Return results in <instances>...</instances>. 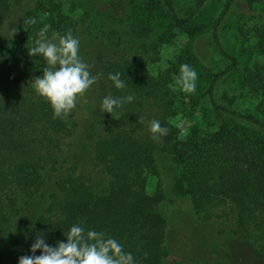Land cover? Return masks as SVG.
<instances>
[{
  "label": "trees",
  "instance_id": "16d2710c",
  "mask_svg": "<svg viewBox=\"0 0 264 264\" xmlns=\"http://www.w3.org/2000/svg\"><path fill=\"white\" fill-rule=\"evenodd\" d=\"M23 1L0 0V39L18 24L23 27L16 36L25 39L0 45V264H17L20 256L31 254L34 232H43L52 245L81 221L119 240L138 264H165L168 222L154 209L158 196L146 192V172L153 166L155 150L177 162L183 193L203 220L231 216L234 233L264 254V140L254 130H264V123L232 108L234 97L219 91L237 65L219 41L220 19L213 25L212 41L225 67L204 89L189 93L194 107L186 113L191 118L205 104L210 122L192 127L186 135L171 123L179 113L178 90L171 85L176 73L148 74L146 63L138 58L104 65V95H134L135 102L124 104L118 115L106 113L103 133L93 142L91 166L110 178L106 189H97L71 156L77 123L69 116L53 119L49 105L31 88V79L41 74L45 62L27 55L40 25L36 27L38 16L22 12ZM53 1L41 5V11L48 7L52 14V32L63 35L71 30L75 37L76 24ZM153 1L178 28H187L183 26L194 17L195 10L179 16L172 0ZM232 1L226 0L225 9ZM245 1L252 8L263 6L264 19V0ZM252 31L259 61L246 69L243 82L244 88L262 94L264 25ZM115 72L125 80L124 89H115L107 79ZM145 117L159 120L168 134L158 140L140 135Z\"/></svg>",
  "mask_w": 264,
  "mask_h": 264
},
{
  "label": "rangeland",
  "instance_id": "374dc122",
  "mask_svg": "<svg viewBox=\"0 0 264 264\" xmlns=\"http://www.w3.org/2000/svg\"><path fill=\"white\" fill-rule=\"evenodd\" d=\"M199 1L172 0L179 16L195 10L193 19L183 26L187 28L173 26L169 16L153 0L53 1L56 9L76 24L79 55L90 65L93 75L99 74L97 83L78 97L77 106L68 114L77 123V135L70 151L72 159L79 169L91 175L93 188L106 189L110 180L91 166L93 142L103 133L106 118V113L98 111L105 96L100 84L104 65L138 58L146 63L148 74L161 75L167 71L177 74L179 66L186 63L197 72L196 88L204 89L211 76L225 67L212 41L217 19H220L217 23L219 41L237 60L234 72L221 83L219 91L225 90L234 97L232 108L264 123V93L255 94L250 87L244 88L243 82L246 69L259 61L252 29L264 25L263 6L252 8L245 0H233L225 9L226 0H205L202 4ZM42 3L43 0H24L22 12L38 16L36 27L50 25L51 37L52 14L48 7L41 11ZM17 27L12 29L15 30L12 35V32L2 33V47L22 40L25 43V39L16 36L23 26L18 24ZM171 85L179 96V113L172 118V125L181 129L182 135L194 126H207L210 121L204 113L205 104L194 109L196 112L191 118L186 117L194 107L189 93L179 91L175 79ZM150 120L145 117L141 121L140 135L150 137L147 130ZM254 130L264 140V130ZM153 158V166L146 172V192L158 196L154 209L168 222L165 264H264V254L254 243L234 233L235 222L231 216L206 221L194 210L183 193L181 170L172 156L155 150ZM24 201L21 199V206Z\"/></svg>",
  "mask_w": 264,
  "mask_h": 264
},
{
  "label": "clouds",
  "instance_id": "9594fccd",
  "mask_svg": "<svg viewBox=\"0 0 264 264\" xmlns=\"http://www.w3.org/2000/svg\"><path fill=\"white\" fill-rule=\"evenodd\" d=\"M49 28L47 24L40 27L32 46L27 49L29 57H40L45 62L41 74L33 77L30 84L34 94L49 105L53 119L66 118L77 106L78 97L97 83L99 74L93 75L90 65L79 55L80 42L71 30L63 35L53 32L50 37ZM107 79L115 89L126 87L120 72L109 73ZM196 81L195 69L181 64L175 76L179 89L193 93ZM134 99V95H106L98 111L118 115V110ZM147 130L153 140L166 136L169 131L159 120L147 121ZM34 233L29 249L31 254L20 256L17 264H138L119 240L104 231L86 227L82 221L73 223L63 234L64 239L52 245L46 242L43 232ZM37 251L39 255H36Z\"/></svg>",
  "mask_w": 264,
  "mask_h": 264
}]
</instances>
